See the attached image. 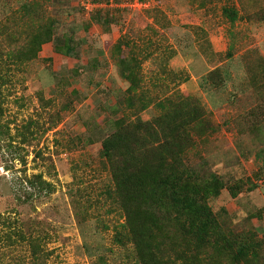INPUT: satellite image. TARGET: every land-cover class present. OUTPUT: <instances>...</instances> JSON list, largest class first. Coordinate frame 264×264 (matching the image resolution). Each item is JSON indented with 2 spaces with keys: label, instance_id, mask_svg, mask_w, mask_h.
<instances>
[{
  "label": "rangeland",
  "instance_id": "obj_1",
  "mask_svg": "<svg viewBox=\"0 0 264 264\" xmlns=\"http://www.w3.org/2000/svg\"><path fill=\"white\" fill-rule=\"evenodd\" d=\"M105 1L0 0V264H135L101 144L169 99L211 122L188 163L224 183L208 205L264 264V0Z\"/></svg>",
  "mask_w": 264,
  "mask_h": 264
},
{
  "label": "trees",
  "instance_id": "obj_2",
  "mask_svg": "<svg viewBox=\"0 0 264 264\" xmlns=\"http://www.w3.org/2000/svg\"><path fill=\"white\" fill-rule=\"evenodd\" d=\"M224 11L233 22L236 11ZM55 23L50 20L30 36L26 61L55 40ZM69 47L55 43L54 51L75 56ZM157 106L162 113L155 119H122L101 144L112 179L107 194L117 200L123 217L114 243L131 246L135 264H249L247 259L253 261L257 254L231 240L227 219L218 218L208 205L224 183L188 163L197 145L194 137L213 132L211 122L192 99H169ZM37 254L33 250V258Z\"/></svg>",
  "mask_w": 264,
  "mask_h": 264
},
{
  "label": "built area",
  "instance_id": "obj_3",
  "mask_svg": "<svg viewBox=\"0 0 264 264\" xmlns=\"http://www.w3.org/2000/svg\"><path fill=\"white\" fill-rule=\"evenodd\" d=\"M114 2H115V0H114ZM105 3H109V5L111 6V2H110V0H106ZM105 3H104V4H105Z\"/></svg>",
  "mask_w": 264,
  "mask_h": 264
}]
</instances>
